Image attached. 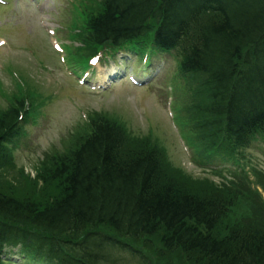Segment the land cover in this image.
<instances>
[{
  "label": "trees",
  "instance_id": "trees-1",
  "mask_svg": "<svg viewBox=\"0 0 264 264\" xmlns=\"http://www.w3.org/2000/svg\"><path fill=\"white\" fill-rule=\"evenodd\" d=\"M90 11L81 36L88 53L123 46L172 55L199 155L212 158L206 152L220 145L233 156L264 137V0H99ZM18 112L0 114V146L15 138ZM91 123L82 143L39 172L57 183L55 195L0 193V264L11 255L24 264H107L110 236L158 237L159 254L185 264H264V209L253 223L230 215L238 198L256 199L241 183L230 197L203 193L146 137L106 116Z\"/></svg>",
  "mask_w": 264,
  "mask_h": 264
},
{
  "label": "rangeland",
  "instance_id": "rangeland-1",
  "mask_svg": "<svg viewBox=\"0 0 264 264\" xmlns=\"http://www.w3.org/2000/svg\"><path fill=\"white\" fill-rule=\"evenodd\" d=\"M96 1L97 0H93V4ZM54 15L55 13L52 11L44 14V24H46L48 29H51V22L60 21V19H62L60 17H54ZM71 16V14L68 16L66 14L63 23L66 21L69 22ZM66 34L67 29L64 28L62 32L59 33V43H66ZM44 47L47 48L46 44ZM42 52L43 51H41V53ZM50 52L52 61L47 62L45 60L44 62L42 59H34L30 64L24 66V70L27 72L24 80L27 81L31 90L38 92L40 96L44 97L47 110L44 112L42 108L38 106L34 111L35 117L29 119V122L26 124L25 132H27L28 139L16 146L5 145L4 149L7 151L6 155L1 156L0 154L1 157H4L0 160L1 194L4 196L9 195L17 201L30 198L36 202H40L46 197H51L57 193L56 182H42L38 177L39 172L50 164L49 160L46 158L48 155L44 156L46 152L50 150L45 143V137L41 134L38 136L30 135L35 132L34 130H40L44 126L45 114L49 117V121L44 131L48 133L49 131L54 132V128L58 126L55 112L64 108V106H66V100L69 99H82L77 105L79 110L82 109L84 112L93 110L100 111L103 114L106 113L108 116L114 117L117 122L125 123V125L129 127L128 129L135 135H143L146 137L144 141H148V143L155 144L152 140L155 138L159 146H162L166 150L171 162L184 169L178 170L173 168L175 169L173 173L177 175L181 182H187L188 185H191L194 189L197 187L202 188L203 193L216 194L219 189H217L210 180H206L203 177H209L216 183L221 182L222 178L219 175L206 176L204 174L209 173V171L205 172L190 162L189 154L182 149V144L180 142V140L186 141L185 131L176 121L174 122L173 128L168 117L161 118V113L158 110L162 109L163 116H166L165 109L163 107L157 108L153 103L149 104V102H151L150 95H147V97L145 96L147 101L141 97H131L130 94H128L131 90L127 88L130 85L126 80L118 82L117 85L114 86L112 92L115 93L113 95L101 97L92 93L90 94L88 89H79L73 80L66 78L67 76L64 74L61 64V57L53 50ZM164 64H166L168 70L173 68V65H170L169 62ZM113 65L112 63L101 62L99 66L100 73L98 75H101L103 69L108 71L112 70L114 67ZM38 67L42 69L43 72H41ZM166 75L168 77L169 72L166 73ZM156 83L164 86L163 79L156 81ZM12 84L13 80H10L9 74L0 76V114L6 111L8 106L13 105L18 98H26L27 101H32L28 93H20L17 89H12ZM118 92H123V95H120ZM159 93L160 90L158 89L153 94L158 95ZM162 93L166 94L165 86ZM53 94H55L54 97ZM18 101L22 100L19 99L17 102ZM28 104L31 107L35 105L34 103ZM72 111L75 112V109H72ZM184 116L187 117L186 112ZM55 139L56 136L52 138L50 142L55 141ZM139 140L143 141L142 139ZM252 156L253 163L259 168H264V150L254 149L252 151ZM256 204L257 202L255 199L252 200L249 206L244 201V198H238L235 205L236 207L232 205L230 209V215L235 214V217L240 221L247 219L249 217L245 216L246 213H241L242 207L248 210L249 208L255 207ZM258 214L259 209L253 208L249 223H253ZM157 241L158 237H153L131 242V247L136 251V253L133 251L131 253L140 260L141 264H177V262H179V264H185L180 258L179 261V259H176L174 256H167V254L160 255V245ZM120 242L123 241L120 239ZM122 247L124 249V246ZM117 255L119 256L120 263L136 264V258L133 255L124 252L117 253Z\"/></svg>",
  "mask_w": 264,
  "mask_h": 264
},
{
  "label": "bare ground",
  "instance_id": "bare-ground-1",
  "mask_svg": "<svg viewBox=\"0 0 264 264\" xmlns=\"http://www.w3.org/2000/svg\"><path fill=\"white\" fill-rule=\"evenodd\" d=\"M229 68H230L229 72H230V75H231V74L233 73V72H232L233 68H232V67H229ZM254 72L258 73V69L254 70ZM105 77H106V78H109L108 75H105ZM229 77H230V76H229ZM259 81L264 82V77L261 78V79H259ZM100 86H101V85H100ZM229 105H231V103H230L229 101H227L226 104H225V106L228 107ZM224 108H225V107H224Z\"/></svg>",
  "mask_w": 264,
  "mask_h": 264
}]
</instances>
